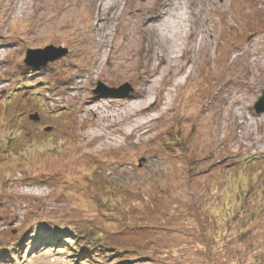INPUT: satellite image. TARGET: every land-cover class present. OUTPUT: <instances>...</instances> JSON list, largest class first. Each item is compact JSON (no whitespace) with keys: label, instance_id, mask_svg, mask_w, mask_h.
<instances>
[{"label":"rangeland","instance_id":"1","mask_svg":"<svg viewBox=\"0 0 264 264\" xmlns=\"http://www.w3.org/2000/svg\"><path fill=\"white\" fill-rule=\"evenodd\" d=\"M263 88L264 0H0V264H264Z\"/></svg>","mask_w":264,"mask_h":264},{"label":"water","instance_id":"2","mask_svg":"<svg viewBox=\"0 0 264 264\" xmlns=\"http://www.w3.org/2000/svg\"><path fill=\"white\" fill-rule=\"evenodd\" d=\"M67 54V50L64 48H55L53 46L46 47L44 49H38V50H27L25 53L24 58V65L27 67H31L34 69H39L42 66H46L49 63H54L63 57H65ZM105 89L103 86H99L96 91H94V94L100 93L101 90ZM122 90H124L125 94H128L131 92V89L128 85H124L121 87ZM254 113L255 115H261L264 114V88L261 92V97L258 98L257 102L254 105ZM32 119V117L30 118ZM36 121H38V118L36 116Z\"/></svg>","mask_w":264,"mask_h":264},{"label":"trees","instance_id":"3","mask_svg":"<svg viewBox=\"0 0 264 264\" xmlns=\"http://www.w3.org/2000/svg\"><path fill=\"white\" fill-rule=\"evenodd\" d=\"M62 231V230H61ZM65 233V232H64ZM63 233V234H64ZM63 234H61L62 236H63ZM67 234L68 233H66V235L65 236H67ZM62 239H61V236H58V234L56 233V234H54V238H53V240H52V242H51V245L52 246H56V245H59L62 241H61ZM46 243H48V242H46ZM62 243H64V242H62ZM97 243L99 244V242L97 241ZM100 245H101V243H100ZM52 246H47V247H49V248H52ZM75 247V246H74ZM73 247V250L75 251V250H78V253H80V256H82V257H84L83 259H84V261H85V263L86 262H89V258L88 257H86V256H84V251H82V249H81V246H78V245H76V247L74 248ZM66 248L68 249L69 248V246L67 247L66 246ZM125 251V250H124ZM126 252V251H125ZM94 257H96V256H94Z\"/></svg>","mask_w":264,"mask_h":264},{"label":"bare ground","instance_id":"4","mask_svg":"<svg viewBox=\"0 0 264 264\" xmlns=\"http://www.w3.org/2000/svg\"><path fill=\"white\" fill-rule=\"evenodd\" d=\"M182 14H183V13H182ZM182 14H180V15H182ZM178 15H179V14H178ZM176 19H177V20H180L181 17H180V16H177ZM181 20H182V19H181ZM155 22H156V18H149V19L147 20V25L149 26V25H151V24H154ZM174 26H175V24H173V23L171 22L169 25H166L165 30H167V31L169 32L170 30L174 29ZM124 48H125V47H124Z\"/></svg>","mask_w":264,"mask_h":264}]
</instances>
